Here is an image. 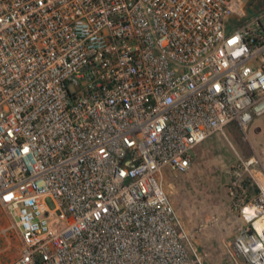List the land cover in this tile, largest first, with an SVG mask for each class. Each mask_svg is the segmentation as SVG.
<instances>
[{"label": "built area", "instance_id": "obj_1", "mask_svg": "<svg viewBox=\"0 0 264 264\" xmlns=\"http://www.w3.org/2000/svg\"><path fill=\"white\" fill-rule=\"evenodd\" d=\"M263 113L264 0H0L5 264H203L163 170ZM243 165L224 251L264 264V159Z\"/></svg>", "mask_w": 264, "mask_h": 264}, {"label": "rangeland", "instance_id": "obj_2", "mask_svg": "<svg viewBox=\"0 0 264 264\" xmlns=\"http://www.w3.org/2000/svg\"><path fill=\"white\" fill-rule=\"evenodd\" d=\"M259 118L263 119L264 113ZM253 122L245 133L230 123L223 133L199 142L196 146L203 144V151L192 152L187 171L163 170L164 190L194 245L203 254V264H230L224 242L232 239L241 220L231 209L229 181L248 177L249 194L256 191L255 181L243 165L254 153L264 159V137L255 133L259 123L254 126ZM253 173L261 178L257 168ZM20 245L13 219L0 204V264L15 258Z\"/></svg>", "mask_w": 264, "mask_h": 264}, {"label": "crops", "instance_id": "obj_3", "mask_svg": "<svg viewBox=\"0 0 264 264\" xmlns=\"http://www.w3.org/2000/svg\"><path fill=\"white\" fill-rule=\"evenodd\" d=\"M254 119H255L254 122L252 121L254 123V126L256 125V123H259V125H256L254 128L255 133L256 134L262 133L264 137V118L260 120L259 116H256ZM202 147H203V144L199 146H195L192 152L195 151L196 153H201L203 151ZM205 147H206V144H205Z\"/></svg>", "mask_w": 264, "mask_h": 264}, {"label": "trees", "instance_id": "obj_4", "mask_svg": "<svg viewBox=\"0 0 264 264\" xmlns=\"http://www.w3.org/2000/svg\"><path fill=\"white\" fill-rule=\"evenodd\" d=\"M242 182H243L244 185L248 186L249 185L248 177L245 178Z\"/></svg>", "mask_w": 264, "mask_h": 264}]
</instances>
